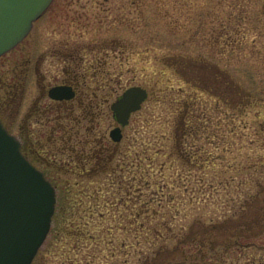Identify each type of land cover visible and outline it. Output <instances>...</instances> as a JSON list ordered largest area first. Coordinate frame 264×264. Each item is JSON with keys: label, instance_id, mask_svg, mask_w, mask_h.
Returning <instances> with one entry per match:
<instances>
[{"label": "rangeland", "instance_id": "374dc122", "mask_svg": "<svg viewBox=\"0 0 264 264\" xmlns=\"http://www.w3.org/2000/svg\"><path fill=\"white\" fill-rule=\"evenodd\" d=\"M63 38L102 45L108 97L112 70L119 96L140 86L148 98L105 173H65L78 164L59 158L42 168L57 201L31 264H159L166 238L192 235L197 220L254 217L264 199V0H54L20 47ZM83 54L92 63L94 52ZM111 121L104 113L97 129ZM240 242L226 263H264V233Z\"/></svg>", "mask_w": 264, "mask_h": 264}, {"label": "flooded vegetation", "instance_id": "af4514ba", "mask_svg": "<svg viewBox=\"0 0 264 264\" xmlns=\"http://www.w3.org/2000/svg\"><path fill=\"white\" fill-rule=\"evenodd\" d=\"M28 36L29 34L10 52L0 57L15 53L13 60L2 68L0 75V121L16 138L24 157L42 171L47 179L48 175L42 168H52L51 159L55 158L78 164L79 171L61 170L65 173L85 177L105 173L119 152L123 131L129 126L130 118L127 125L121 128L120 141H113L110 132L119 127L113 111V105L120 98L118 74L112 70L105 71L107 75L110 73L108 76H111L110 80L113 82L109 87L111 97L114 98L111 100L106 92L103 93L108 87L102 84L103 74L100 72L106 61L96 53L102 49V45H71L63 38V41L47 48L39 47L38 43L26 51L27 46H20ZM18 47L20 48L17 49ZM83 52H94L92 63L86 60ZM45 65L47 68H43ZM104 113L112 119L107 132L97 129ZM257 214L258 211L254 217ZM254 217L223 219L207 225L197 220L192 223V227H198L192 235L166 238L173 244L161 246L160 253L168 254V257L162 258L158 263L229 264L226 263V252L229 249L244 247L245 244L240 240L253 235L259 237L264 233L261 220ZM228 221L234 225L231 227L232 231L226 233ZM216 228L222 231L213 234L215 232L212 229ZM257 230L261 233L257 234ZM186 247L192 249L189 252L181 249ZM221 256L223 260L220 259ZM177 257L179 261L174 262Z\"/></svg>", "mask_w": 264, "mask_h": 264}, {"label": "water", "instance_id": "95a60500", "mask_svg": "<svg viewBox=\"0 0 264 264\" xmlns=\"http://www.w3.org/2000/svg\"><path fill=\"white\" fill-rule=\"evenodd\" d=\"M52 1L0 0V57L28 35ZM146 98V90L137 86L122 94L113 105L121 127ZM110 137L120 141L121 128L113 129ZM55 202L52 184L22 155L18 141L0 121V264L32 263L49 232Z\"/></svg>", "mask_w": 264, "mask_h": 264}, {"label": "trees", "instance_id": "16d2710c", "mask_svg": "<svg viewBox=\"0 0 264 264\" xmlns=\"http://www.w3.org/2000/svg\"><path fill=\"white\" fill-rule=\"evenodd\" d=\"M253 201L256 203V201H257L256 198H254V200L253 199L250 200L249 203L250 204H255ZM261 202H263V204L260 203V206L258 208V214L255 215L254 218L260 219L261 220L260 223H262V226L264 228V199ZM259 210H260V214H259Z\"/></svg>", "mask_w": 264, "mask_h": 264}]
</instances>
